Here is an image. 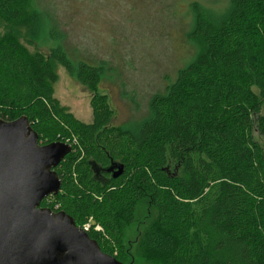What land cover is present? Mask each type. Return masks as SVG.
Returning <instances> with one entry per match:
<instances>
[{
    "label": "trees",
    "instance_id": "trees-1",
    "mask_svg": "<svg viewBox=\"0 0 264 264\" xmlns=\"http://www.w3.org/2000/svg\"><path fill=\"white\" fill-rule=\"evenodd\" d=\"M198 6L191 5L193 57L146 114L113 126L109 99L98 92L113 67L73 58L56 20L33 10L32 0H0L1 21H32L37 45L49 47L31 56L15 37L0 38V118L26 116L41 145H72L55 169L60 193L41 206L79 228L90 224V239L123 264H134L124 237L142 203L157 216L139 235L162 264H264V150L254 137H264V0ZM54 63L92 91V123L54 98ZM114 164L123 166L116 179L106 173Z\"/></svg>",
    "mask_w": 264,
    "mask_h": 264
},
{
    "label": "rangeland",
    "instance_id": "rangeland-1",
    "mask_svg": "<svg viewBox=\"0 0 264 264\" xmlns=\"http://www.w3.org/2000/svg\"><path fill=\"white\" fill-rule=\"evenodd\" d=\"M194 4L199 10L218 11L225 0H32L33 10L56 20L73 58L94 65L107 62L115 70L98 87L99 94L109 99L113 126L126 125L146 114L152 96L163 91L167 79H174L195 54L198 41L191 35ZM31 28L32 21L15 27L0 20V38L15 37L31 56L37 52L48 55L49 47L37 45L40 40L32 36ZM53 69L54 98L77 120L92 123V91L72 79L61 65L54 63ZM254 137L264 150V137L258 133ZM121 166L114 164L109 169ZM93 168L95 177L103 182L101 169ZM149 214L148 205L142 203L135 224L125 231L124 244L134 264L163 261L144 245L143 232L157 216L153 209ZM145 221L146 226L139 228Z\"/></svg>",
    "mask_w": 264,
    "mask_h": 264
},
{
    "label": "water",
    "instance_id": "water-1",
    "mask_svg": "<svg viewBox=\"0 0 264 264\" xmlns=\"http://www.w3.org/2000/svg\"><path fill=\"white\" fill-rule=\"evenodd\" d=\"M72 152L67 143L41 145L26 116L0 118V264H123L65 212L41 207L60 193L55 169ZM107 172L116 179L123 167Z\"/></svg>",
    "mask_w": 264,
    "mask_h": 264
},
{
    "label": "built area",
    "instance_id": "built-area-1",
    "mask_svg": "<svg viewBox=\"0 0 264 264\" xmlns=\"http://www.w3.org/2000/svg\"><path fill=\"white\" fill-rule=\"evenodd\" d=\"M84 232H86V233H88L90 230H91V225L90 224H88V225H86V226H84L83 228H81ZM95 230L96 231H100V227H96L95 228Z\"/></svg>",
    "mask_w": 264,
    "mask_h": 264
},
{
    "label": "flooded vegetation",
    "instance_id": "flooded-vegetation-1",
    "mask_svg": "<svg viewBox=\"0 0 264 264\" xmlns=\"http://www.w3.org/2000/svg\"><path fill=\"white\" fill-rule=\"evenodd\" d=\"M106 173H107V174H109L111 178H113V175H114V173H113V172H111V173H108V172L106 171ZM41 207H42V206H41ZM42 208H45V207H42Z\"/></svg>",
    "mask_w": 264,
    "mask_h": 264
}]
</instances>
